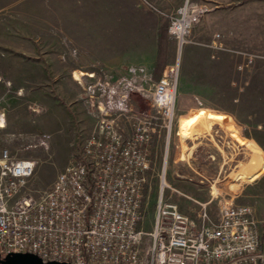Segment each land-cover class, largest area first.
<instances>
[{
	"label": "rangeland",
	"instance_id": "1",
	"mask_svg": "<svg viewBox=\"0 0 264 264\" xmlns=\"http://www.w3.org/2000/svg\"><path fill=\"white\" fill-rule=\"evenodd\" d=\"M182 1L0 0V102L7 113L0 149L36 159L30 184L43 193L96 126L87 83L135 73L137 90L148 95L166 66L180 59L176 129L197 123L171 138L167 193L191 216L206 202L214 218L225 200L251 205L264 248V0H200L208 11L180 52L168 26ZM141 96L134 93L145 105ZM206 115L221 120L214 130L229 134L217 137L219 146L188 150L191 134L207 128ZM152 153L148 230L164 136L154 137Z\"/></svg>",
	"mask_w": 264,
	"mask_h": 264
},
{
	"label": "built area",
	"instance_id": "2",
	"mask_svg": "<svg viewBox=\"0 0 264 264\" xmlns=\"http://www.w3.org/2000/svg\"><path fill=\"white\" fill-rule=\"evenodd\" d=\"M207 11L200 0H183L171 13L168 32L180 52ZM135 77L97 78L86 84L98 114L96 126L84 136L80 154L45 192L36 193L30 184L36 159L0 149V254L32 252L45 261L72 264H264L251 205L225 200L214 218L206 202L191 216L167 193L171 138L179 135L180 59L166 66L148 95L137 90ZM135 92L142 94L145 105ZM6 125L0 102V130ZM156 135L165 138V156L148 230L145 189Z\"/></svg>",
	"mask_w": 264,
	"mask_h": 264
},
{
	"label": "crops",
	"instance_id": "3",
	"mask_svg": "<svg viewBox=\"0 0 264 264\" xmlns=\"http://www.w3.org/2000/svg\"><path fill=\"white\" fill-rule=\"evenodd\" d=\"M132 74L133 73H129V72L127 73V75H132ZM140 104H141V102H140ZM208 115H213V116L220 118L219 116L214 115V114H208ZM208 115H206V116H208ZM223 119H225V118H223ZM229 120L232 121V117H230ZM220 121L221 120L209 119L207 122V128H204L202 130H198V131L194 132L193 134H191L189 141H191L193 143L188 147V150L194 149L195 147L196 148L202 147L201 146L202 143H206V144L214 145V146H216V145L219 146L220 140L217 137L223 136V132L225 134H229L227 131H217V130L213 129L212 126H214V125L216 126V124L220 123Z\"/></svg>",
	"mask_w": 264,
	"mask_h": 264
},
{
	"label": "water",
	"instance_id": "4",
	"mask_svg": "<svg viewBox=\"0 0 264 264\" xmlns=\"http://www.w3.org/2000/svg\"><path fill=\"white\" fill-rule=\"evenodd\" d=\"M0 264H72L66 261L48 260L45 261L39 255L32 252H10L0 254Z\"/></svg>",
	"mask_w": 264,
	"mask_h": 264
},
{
	"label": "bare ground",
	"instance_id": "5",
	"mask_svg": "<svg viewBox=\"0 0 264 264\" xmlns=\"http://www.w3.org/2000/svg\"><path fill=\"white\" fill-rule=\"evenodd\" d=\"M208 119H213V120H219L218 118H213V117H207ZM203 122V121H202ZM197 123V121H195V120H193V121H189L187 124H190L191 125V127H190V129H186L184 126H187L186 124H181V126H179V135H180V133H182L184 136H185V134L187 133V132H190L191 130H192V128H193V126L195 125ZM201 125V124H200ZM198 129V128H197Z\"/></svg>",
	"mask_w": 264,
	"mask_h": 264
}]
</instances>
